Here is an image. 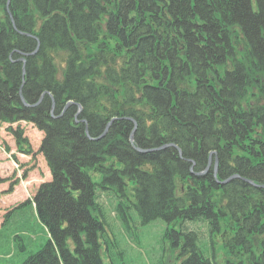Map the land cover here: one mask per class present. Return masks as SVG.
<instances>
[{
	"label": "trees",
	"instance_id": "1",
	"mask_svg": "<svg viewBox=\"0 0 264 264\" xmlns=\"http://www.w3.org/2000/svg\"><path fill=\"white\" fill-rule=\"evenodd\" d=\"M20 121L51 175L4 215L0 234L29 204L47 236L20 264H103L132 210L168 225L176 264H217L219 244L226 264H264V0H0V124Z\"/></svg>",
	"mask_w": 264,
	"mask_h": 264
},
{
	"label": "rangeland",
	"instance_id": "2",
	"mask_svg": "<svg viewBox=\"0 0 264 264\" xmlns=\"http://www.w3.org/2000/svg\"><path fill=\"white\" fill-rule=\"evenodd\" d=\"M17 124L24 129V135L29 141L31 153L27 155L17 151L14 139L7 129L8 125L5 123L0 124V177H10V181L16 178L20 180L17 187L14 188V195L4 194L0 188V220H2L3 214L16 201L23 200L25 197H31L40 183L51 178L45 159L38 152L42 132L36 130L29 123L21 122ZM17 124H13L12 127H15ZM23 173H25L26 177H23ZM92 178L95 182L100 181L99 174H94ZM7 185L8 183L4 187H7ZM96 192L102 193L105 197L113 196V193H106L99 188L96 189ZM102 206L105 211L107 226H109V220L112 218L113 223L119 228L118 221L114 216V208L108 202H105ZM33 219V211L29 204H27L8 218L0 237L3 239L6 236L7 238V236H10L14 232L19 235V228L22 226L23 228H27L26 230L35 229ZM167 226L160 219L142 225L136 212L132 210L128 225L124 229L125 232H122V228L119 230L122 232L118 236L121 239L119 247L111 249V252L107 255L104 252V246H102L101 257L103 264H176L170 243L164 239ZM36 227L35 235L31 238L22 235L16 237L14 235L9 237L8 243L2 242L0 245V264H20L29 255L37 252L45 245L47 240L46 233L43 232L40 226L36 225ZM118 233L115 232L116 237ZM128 236H131V238ZM136 237L137 240L134 239ZM129 240H135V243L133 244ZM220 246L221 244L216 247V263L226 264ZM5 251L9 252V254L7 255Z\"/></svg>",
	"mask_w": 264,
	"mask_h": 264
},
{
	"label": "water",
	"instance_id": "3",
	"mask_svg": "<svg viewBox=\"0 0 264 264\" xmlns=\"http://www.w3.org/2000/svg\"><path fill=\"white\" fill-rule=\"evenodd\" d=\"M27 35H28V34H27ZM36 51H37V48H36L32 53H21V57L18 59V61L22 62V64L24 65V63H25V57L28 56V55L34 54ZM23 72H24V68H23ZM41 97H42V95H41ZM41 97H40V99H41ZM40 99L38 100V102L40 101ZM21 100H22V102H23V104H24L25 106H28V104H27L26 102H24V99L22 98V96H21ZM38 102H37V103H38ZM37 103H36V104H37ZM71 103H72V102H68V103L65 105L64 110H65V109H66ZM36 104H34V105H36ZM34 105H33V106H34ZM77 106H78V112L81 111V106H80V105H77ZM109 125H110V122L106 125L104 131L102 132V135H104V134L106 133L107 128H108ZM129 141H130V142L133 141V131L131 132V134H130V136H129ZM170 145H171V146H174V145H172V144H170ZM164 147H166V145H164V146H162V147H160V148H155V149H147V150L145 149V150H142V149H139V148H136V147H135V149H136L137 151H139V152H151V151L159 150V149L164 148ZM178 151H179V150H178ZM179 153H180V151H179ZM209 165H210V160H209V162H208L206 168H205L203 171L197 173V175H202V174L206 173V172L208 171ZM214 171H215V172H214V177H215V173H216V164H215ZM237 177H238L237 175H232V176L228 177L226 180H223V181L218 182V183L225 184V183L229 182L230 180H232L233 178H237ZM243 180L246 181V182H249V183H251V184L254 185V183H253L252 181H250V180H247V179H244V178H243ZM262 187H264V186H262Z\"/></svg>",
	"mask_w": 264,
	"mask_h": 264
},
{
	"label": "bare ground",
	"instance_id": "4",
	"mask_svg": "<svg viewBox=\"0 0 264 264\" xmlns=\"http://www.w3.org/2000/svg\"><path fill=\"white\" fill-rule=\"evenodd\" d=\"M32 55V54H31ZM29 56V55H28ZM42 96H43V94H42ZM52 110H53V108H52ZM127 120H129V121H131L132 123H133V125H134V128L132 129V131L134 132V130H135V127H136V123H135V121H134V119H132L131 117H127ZM131 131V132H132ZM131 134V133H130ZM105 135V134H104ZM104 135H102V133L99 135V136H97V137H95V138H93V140L94 141H97V140H99V139H101L102 137H104ZM211 147H212V145H210ZM174 147H176L175 145H174ZM176 149L177 150H179L177 147H176ZM211 149H214V148H211ZM209 158H208V162H209V160H210V164H211V156H215L216 157V155H217V152L215 151V150H210L209 151ZM216 162V161H215ZM210 166V165H209ZM214 168H215V166H214ZM216 169H217V166H216ZM190 172L192 173V174H194V175H197V173H199V172H193V169H192V167L190 168ZM205 174V173H204ZM203 175V174H202ZM198 176H200V175H198ZM227 179V178H226ZM225 179V180H226Z\"/></svg>",
	"mask_w": 264,
	"mask_h": 264
}]
</instances>
